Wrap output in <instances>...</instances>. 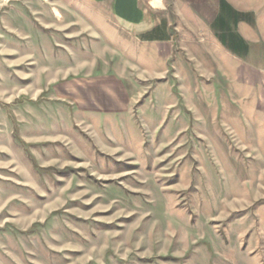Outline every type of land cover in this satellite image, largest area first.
<instances>
[{"label": "rangeland", "instance_id": "374dc122", "mask_svg": "<svg viewBox=\"0 0 264 264\" xmlns=\"http://www.w3.org/2000/svg\"><path fill=\"white\" fill-rule=\"evenodd\" d=\"M178 21L154 73L70 0H0V264H264V92Z\"/></svg>", "mask_w": 264, "mask_h": 264}, {"label": "crops", "instance_id": "0c3cea01", "mask_svg": "<svg viewBox=\"0 0 264 264\" xmlns=\"http://www.w3.org/2000/svg\"><path fill=\"white\" fill-rule=\"evenodd\" d=\"M70 2L87 15H96L102 25L133 30L134 38L123 42L139 44V51H151L149 67L154 73L158 72L159 59L167 61L172 56L174 38L170 28L176 17L180 20L174 23L176 28L182 29L181 50L191 51L199 68L205 65L213 67L205 73H223L235 97L242 96L248 101L257 91L256 105L262 100L264 0H170L169 9L162 0Z\"/></svg>", "mask_w": 264, "mask_h": 264}]
</instances>
